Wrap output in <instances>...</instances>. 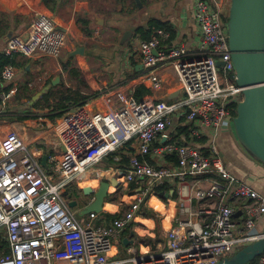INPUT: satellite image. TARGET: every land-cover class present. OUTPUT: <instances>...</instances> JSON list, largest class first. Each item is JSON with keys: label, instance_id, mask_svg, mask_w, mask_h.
Here are the masks:
<instances>
[{"label": "built area", "instance_id": "2783aa9c", "mask_svg": "<svg viewBox=\"0 0 264 264\" xmlns=\"http://www.w3.org/2000/svg\"><path fill=\"white\" fill-rule=\"evenodd\" d=\"M223 12L222 1L194 0L199 38L193 49L169 42L163 30L134 47L152 90L163 85L158 71L173 68L180 86L177 99L137 100L131 92L115 91L105 98L104 112L85 105L72 108L61 117L60 152L48 154L47 169L16 131L0 135V264H215L264 238L257 230L264 195L228 171L214 142L206 146L208 155L196 143L228 125L230 106L243 98ZM66 42L65 32L38 13L28 36L9 38L1 53L8 59L19 54L57 60ZM13 72L7 63L1 77L10 80ZM178 127L188 133L178 134ZM131 147L138 154L127 169L115 171L120 186L110 194L120 190L123 195L120 216L108 223L102 211L81 216L71 209L67 189L78 188L105 157L119 162L117 152ZM165 185L171 189H158ZM170 190L173 199L160 201V192ZM153 199L174 208L165 244L154 250L132 226L138 225L143 206L156 210ZM127 228L134 248L119 258L113 241ZM255 264H264V252Z\"/></svg>", "mask_w": 264, "mask_h": 264}, {"label": "crops", "instance_id": "0c3cea01", "mask_svg": "<svg viewBox=\"0 0 264 264\" xmlns=\"http://www.w3.org/2000/svg\"><path fill=\"white\" fill-rule=\"evenodd\" d=\"M166 1L169 2L166 3ZM193 5L194 0H0V57L3 56L2 48L9 38L14 36L26 38L28 36L31 22L38 13L49 16L57 28L65 32L67 38L63 54L57 60L42 56L26 58L15 54L12 58H7L14 67L10 80L1 77L3 68L0 67V135L16 131L30 148L36 150L40 160L53 150L60 152L61 121L54 126L55 121L46 119V114L29 112L36 110L33 104L43 95L36 101H33V98L48 85L50 87L47 91L64 84L67 88L80 90L82 94L89 95L88 101L84 105L95 112L107 110L103 106V102L108 94L115 91L134 94V89L137 86H144L150 91V94L142 98L145 100L173 101L177 99L180 95V86L171 66L158 71V75L163 80L160 90H152L150 84L144 80V70L134 48L140 41L134 35V30L139 26H144L150 18L169 21L176 31V37L172 42L193 49L199 38L198 28L193 18ZM128 30L131 31L129 37L131 40L127 38L123 41V35ZM116 43L120 48H117ZM80 46L83 47L82 55L69 56ZM99 51L118 52L120 66L117 69L105 68ZM63 64L69 65V70H78L82 74L77 76L64 72ZM110 72L115 74L113 78L109 76ZM104 75L107 77L102 78L101 85L97 89L94 86L96 84L91 80L93 81L96 76ZM56 77H59V82L51 85ZM91 91L98 92L92 93ZM178 92L179 94H176ZM170 96H174V98L168 100L167 98ZM27 113H31L29 115L35 118H32V121L28 120L29 118L19 119L27 117ZM29 121H31V125L28 124ZM231 131L232 125L229 122L215 134L209 136L207 134L208 137L204 138L206 143L204 146L214 142L228 171L264 195V165L250 158L239 148L232 138ZM130 149L133 153L128 155L129 159L138 154L136 147ZM112 162L117 163L110 156L105 157L79 180V184L89 181L93 184L86 187L96 191L101 182L110 183L115 179L116 170H124L116 167ZM75 188H68L67 195H70L71 190L81 192L83 189L80 186ZM114 191L115 188L109 186L108 201L106 198L100 215L119 213L121 208L118 203L109 200V197L115 196V194L110 195ZM119 192L121 191L119 190ZM128 194L125 196V200L129 196ZM173 197H169L170 200ZM92 199V197L89 198L87 203ZM160 201L166 203L162 197ZM106 203L113 204L116 207L115 211L106 209ZM145 209H152L155 213L158 211L143 206L139 212L138 219L144 218L151 221L152 228L141 225L138 220L139 226L134 223L132 226L138 227L139 233L144 236L142 239L150 244V249L154 250L158 244H165V231L169 227L174 208H167L169 212L166 210L160 220L156 218V214L154 217H144L142 212ZM76 210L79 213L81 209ZM80 215L85 216L86 214ZM166 217H169V220L166 221ZM160 228L162 237L158 234ZM257 230L264 232V216L257 223ZM130 232V228L125 229L121 238L113 241L115 247L113 251L116 257L128 256L130 254L129 247L134 248V245L131 244ZM124 239L129 242L127 246L123 244Z\"/></svg>", "mask_w": 264, "mask_h": 264}, {"label": "water", "instance_id": "95a60500", "mask_svg": "<svg viewBox=\"0 0 264 264\" xmlns=\"http://www.w3.org/2000/svg\"><path fill=\"white\" fill-rule=\"evenodd\" d=\"M227 40L231 60L235 71V83L242 89V101L236 105V115L231 121L232 138L239 148L250 158L264 165V0H230L227 14ZM131 36V31H126L122 40ZM83 54V47L76 48L69 56ZM218 68L223 67L222 61H217ZM59 82V77L51 85ZM46 86L37 96L36 101L48 89ZM176 94H179L176 93ZM174 96L167 99L170 100ZM41 165L47 168V156L41 159ZM109 186L118 188L120 182L113 179L109 182H101L96 191L89 187L81 190L86 199L93 198L91 202L82 208L78 207V201L69 195V207L81 209L80 214L91 212L100 213L103 203L109 196ZM160 197L168 199L174 195V191L161 192ZM236 212L234 216H238ZM129 242L124 239L123 244ZM264 252V238L257 240L231 256L218 261L215 264H250Z\"/></svg>", "mask_w": 264, "mask_h": 264}, {"label": "trees", "instance_id": "16d2710c", "mask_svg": "<svg viewBox=\"0 0 264 264\" xmlns=\"http://www.w3.org/2000/svg\"><path fill=\"white\" fill-rule=\"evenodd\" d=\"M178 1V0H175ZM223 20L227 21L226 16H223ZM155 30H163L169 34V42L174 41L176 37V31L174 29V26L169 22V21H163L157 18H150L147 23L144 26H139L135 29V36L138 37L139 41H147L151 38L153 32ZM7 63H10L8 59L4 56L0 57V67L3 68V66ZM69 65L63 64L62 69L64 72H69L72 75L75 74L77 76L81 75L82 73L79 72L78 70H69L68 68ZM0 68V69H1ZM150 94V91L145 88L144 86H137L134 89V98L137 100H141L144 96ZM97 95V94H95ZM89 98V95H84L80 92V90H72L70 88H67L64 84H61L57 88L55 87L54 89H50L47 91L43 96L36 101L33 104V107L35 109H48V114L45 115L46 119L49 121H55V119H58L64 115L67 111L71 110L74 107L77 106H83L85 103H87ZM232 110V117H235L236 112V105H231L230 106ZM35 118V117H34ZM20 120H26V117H21L19 118ZM177 133H188L187 128L185 127H178ZM196 143L202 145V151L205 153V155H208V150L205 143V139H202L200 141H196ZM133 151L130 148L124 149V150H119L117 154L120 156V161L117 163H113L116 167H120V169H127L129 166V157L128 155L132 154ZM256 161V160H255ZM258 162V161H257ZM261 164V163H260ZM134 186L130 185V193L132 192ZM160 191L161 190H169L171 187L165 185L161 186L158 188ZM74 190L70 191V194ZM108 201V198L106 199ZM143 213V216L146 218L154 217L155 213L152 212V210H147L145 209ZM120 215L119 214H104L102 217L105 219L106 222L111 223L113 220L117 219ZM157 223L158 220H157ZM127 231V230H126ZM125 231V232H126ZM1 241V238H0ZM1 244V242H0ZM257 259H255L253 262L250 264H255Z\"/></svg>", "mask_w": 264, "mask_h": 264}, {"label": "rangeland", "instance_id": "374dc122", "mask_svg": "<svg viewBox=\"0 0 264 264\" xmlns=\"http://www.w3.org/2000/svg\"><path fill=\"white\" fill-rule=\"evenodd\" d=\"M219 1H222L223 2V7H224V12H223V14H224V17L226 16V18H227V14H228V9H229V5H230V0H219ZM167 2H169V1H166V3ZM121 19V18H120ZM135 27V26H134ZM135 31V30H134ZM128 40H131V38H129ZM118 43V42H117ZM117 43H116V46H118L117 48H120L119 47V44L117 45ZM99 53L102 55V58H101V61L104 63V65H105V68H109V69H117L119 66H120V60H119V57H118V52H114V51H99ZM114 72V71H113ZM85 75H87V74H85ZM84 76V75H83ZM109 76L110 77H114L115 76V74L114 73H109ZM103 77H107V76H96L95 77V79L92 81L91 80V82H93L94 84H96V85H94L95 87H97V89H98V87H100V85H101V81H102V78ZM92 84V83H91ZM92 93H97L98 91H96V92H93V91H91ZM94 95V94H93ZM38 110H40V111H38ZM48 109H36V110H31V111H29V112H35L36 114H40V115H43V114H48ZM26 112V111H25ZM26 114V113H25ZM29 114H31V113H29ZM28 113H27V117L26 118H29L28 120H31L32 121V118H34V117H32L31 115H29ZM29 115V116H28ZM31 121H29V123L28 124H30V122ZM61 121V118H58L57 120L55 119V122L53 123V125L54 126H56V125H58V123ZM32 124V123H31ZM30 124V125H31ZM52 125V124H51ZM82 183V182H81ZM81 183L79 184V186L81 185ZM82 186V185H81ZM80 186V187H81ZM72 188H75L74 187V185L73 186H71ZM85 187V186H84ZM84 187H81V188H84ZM76 189V188H75ZM121 195H122V193L121 192H119V190L117 191V194L114 196V197H109V200L110 201H112V202H116V203H118V205L119 204H122L121 203V201H120V198H121ZM72 197L73 198H75L77 201H78V207H83L85 204H87V200L88 199H86L84 196H83V194L81 193V192H78V191H76V190H74V192L72 193ZM126 200H127V198H126ZM119 207L120 208H125L124 207V205H119ZM150 210H152V209H150ZM115 211V210H114ZM163 211V210H162ZM152 212H154L153 210H152ZM155 213V212H154ZM157 216H156V218L157 219H161L162 218V213H158V212H156L155 213ZM164 223H166V222H164ZM157 233V232H156ZM161 233H162V230H161V228H160V233L158 232V234H159V236L160 237H162V235H161ZM157 235V234H156Z\"/></svg>", "mask_w": 264, "mask_h": 264}, {"label": "bare ground", "instance_id": "6f19581e", "mask_svg": "<svg viewBox=\"0 0 264 264\" xmlns=\"http://www.w3.org/2000/svg\"><path fill=\"white\" fill-rule=\"evenodd\" d=\"M89 184H93V183H90L89 181H85V182H83V183H81V187H86L87 185H89ZM151 205L152 206H154L155 208H156V210H158V211H160V212H162V213H166V208L164 207V205L161 203V202H159L158 200H156V199H153L152 200V202H151ZM105 208L106 209H108V210H110V211H112V212H114V210L116 209V207L113 205V204H105ZM163 210V211H162ZM168 211V210H167ZM169 212V211H168ZM171 213V212H170ZM169 217H166V221L167 220H169L168 219ZM138 222L141 224V225H143V226H147V227H151L152 228V222L151 221H149V220H147V219H139L138 220ZM165 222V221H164ZM140 230V229H139ZM144 234V233H143Z\"/></svg>", "mask_w": 264, "mask_h": 264}]
</instances>
